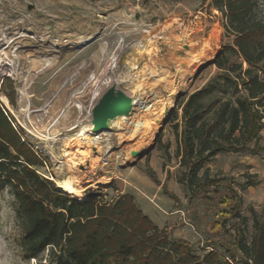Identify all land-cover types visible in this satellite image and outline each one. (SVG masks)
I'll return each instance as SVG.
<instances>
[{
  "label": "rangeland",
  "instance_id": "obj_1",
  "mask_svg": "<svg viewBox=\"0 0 264 264\" xmlns=\"http://www.w3.org/2000/svg\"><path fill=\"white\" fill-rule=\"evenodd\" d=\"M211 1L0 0V102L22 138L44 158L39 174L57 188L60 182L68 183L75 198L96 192L103 201H111L123 193L133 194L158 227L191 241L196 254L209 249L203 243L219 216L206 196L215 201L228 187L237 190L243 199L239 210L246 216L247 241L253 234V214L264 213V127L249 143L250 150L219 152L204 163L198 174L220 179L218 184L192 193L182 181L185 167L176 155L182 113L177 100H185L218 72L213 60L233 37L224 31V18ZM255 17L264 18V0H257ZM113 47L119 51L113 53ZM110 51L123 58L120 66L116 61L108 65L105 59ZM117 68L119 75L100 84L108 69ZM91 69L99 73L92 92L80 97L84 103L99 106L107 87L111 95L103 99L120 100L133 94L123 85L131 80L139 84L142 93L124 111L130 110L120 122V132L95 140L104 114H75V121L67 122L65 129L35 132V118L46 114L50 99L57 92V97L70 98L78 91L75 88L89 87ZM82 73L88 76L86 83L72 88V80ZM259 75L264 78V67ZM95 88L100 95L93 100ZM11 92L13 103L6 95ZM174 107L177 119L167 121ZM67 114L65 108L58 117L65 122ZM158 133L160 145L155 144ZM72 138L80 144H73ZM148 168L154 170L159 184L151 180ZM248 179L255 183L247 185ZM164 187L177 199L163 193ZM233 221L228 219L216 234L222 251L234 232ZM23 234V215L5 187L0 190V238L16 251L22 264H52L49 247L35 257L24 255Z\"/></svg>",
  "mask_w": 264,
  "mask_h": 264
},
{
  "label": "trees",
  "instance_id": "obj_2",
  "mask_svg": "<svg viewBox=\"0 0 264 264\" xmlns=\"http://www.w3.org/2000/svg\"><path fill=\"white\" fill-rule=\"evenodd\" d=\"M211 3L224 18V31L233 37L213 60L218 72L185 100H177L182 113L176 155L185 167L182 181L192 193L220 181L198 174L205 162L219 152L250 150L249 143L264 127V78L259 75L264 67V18L255 17L257 0ZM6 95L13 103L12 92ZM175 108L168 121L177 119ZM174 126L178 133L176 122ZM160 135L155 136L156 145L161 144ZM43 164L44 158L22 138L0 102V190L8 187L18 202L26 257L49 247L52 264H264V213L253 214V234L247 241L246 216L239 210L243 199L231 186L215 201L205 197L219 216L203 243L209 249L196 254L191 241L158 227L133 194L123 193L111 201H103L96 192L75 198L39 174ZM148 174L159 184L154 170L148 168ZM162 190L177 199L167 188ZM228 219L234 220V232L222 251L215 237Z\"/></svg>",
  "mask_w": 264,
  "mask_h": 264
},
{
  "label": "bare ground",
  "instance_id": "obj_3",
  "mask_svg": "<svg viewBox=\"0 0 264 264\" xmlns=\"http://www.w3.org/2000/svg\"><path fill=\"white\" fill-rule=\"evenodd\" d=\"M124 39H126V38H124ZM124 44V43H123ZM122 44V46H124ZM112 46H114V43H112V45H111V47ZM121 46V45H120ZM121 46V47H122ZM119 47H113V53L114 52H118L119 51V49H118ZM109 53H111V51L109 52ZM121 55H123V54H121ZM120 56V55H119ZM118 57V55L116 56L115 54L114 55H112V53H111V55H107V59H105L106 60V62H109V66H111V64L112 63H114L115 61H116V63L120 66V64H121V61L123 60V58H117ZM93 62H95V59L93 60ZM40 63V62H39ZM91 68V67H90ZM119 68V67H118ZM118 68H117V70H114V69H108L107 70V73L105 74V76L102 78V80H101V82H100V84H102V81L104 82L103 84H106V82L108 81V79H109V76H115V75H119V71H118ZM133 69V68H132ZM137 71V70H136ZM80 72V71H79ZM91 73V76H89L90 77V84H89V87H86V86H81V87H78V88H75L80 82H82L83 81V84H84V82H85V80H86V77H88V76H86V75H84L83 73H82V75H80V76H78V77H76V78H74L73 80H72V88H75L76 90H78V91H73L72 92V94H71V96H70V98H68V97H62V96H59V97H57L58 96V94H60V92H57L56 94H55V97L53 98V99H50V101H49V104H48V109H47V112H46V114L45 115H43L42 117H39V118H35V123H36V125H38L37 126V128H38V130H35V132H41L42 130L43 131H45L46 129H48V131L49 132H53V133H55L58 129H65L64 127V125L67 123V122H71V121H75V119H76V117H77V115H75V114H80L81 116H83V115H86V116H97V115H102V114H105V107H106V105L111 101V100H113L112 98L113 97H111V99H108V98H106V99H103V98H105V95H111V93H110V89H109V87H107L106 88V92L104 91V96L102 95L101 97H100V99H99V103H100V105L99 106H97V105H92L91 103L90 104H88V103H84V102H82L81 100H79L80 99V97L82 96V94H88V93H90V92H92V88L94 89V82L96 81V78H97V75H98V73H99V70L96 72V73H94L93 71H92V69L91 70H89L88 72H87V74L88 73ZM27 73H29V71L27 72ZM26 73V74H27ZM137 78V77H136ZM138 80V79H137ZM145 80V79H144ZM67 83V82H66ZM86 83V82H85ZM88 83H89V81H88ZM87 83V84H88ZM86 84V85H87ZM122 84H125L124 82H122ZM123 89H125V90H127V91H130V90H132L133 91V102H134V99H135V102L139 99V97H140V94L142 93V92H139V84L138 83H134V84H132V80L131 81H129L128 83H127V85L125 84V85H123V87H122ZM57 89V88H56ZM143 89V88H142ZM74 90V89H73ZM97 90V88H95V90H93V92H94V98H93V100L94 99H96V97H98L100 94L96 91ZM99 90H100V87H99ZM54 91V90H53ZM74 93H75V95H74ZM98 95V96H97ZM96 96V97H95ZM142 100V99H141ZM104 103V104H103ZM92 105V106H91ZM137 106V105H136ZM142 106H140V108H141ZM65 108H68V110H69V114H67V120L64 122V121H61L60 120V118L58 117V114H60V113H62V112H64V109ZM127 112V111H126ZM130 112V110L128 111V113ZM128 113H124V114H122L121 116H119V117H116L115 119H114V126L113 127H96L98 130H99V135H97L96 136V138H95V140H97V141H99V140H101L102 138H104L105 136H107V135H109V134H111V133H116V132H120V130H118L119 128H120V122H122V120H123V117H124V115L125 114H128ZM65 118V117H64ZM80 118V117H79ZM132 120V119H131ZM75 123V122H74ZM78 123V122H77ZM76 123V124H77ZM133 124V123H132ZM79 126H81V128H83L84 126H82V125H79ZM71 127V126H70ZM125 127V126H124ZM85 130V129H84ZM97 130V131H98ZM81 131H83V130H81ZM84 134V132L83 133H81L80 135H83ZM84 139H86L85 137H84ZM71 141H73L74 143L73 144H76V145H79L80 143L78 142V140L75 138H72L71 139ZM69 144V143H68ZM67 144V145H68ZM58 186L60 187V189H62V190H64V191H67V192H69V193H72V187L68 184V183H65V182H60V183H58ZM75 192V191H74ZM77 198H79V197H77Z\"/></svg>",
  "mask_w": 264,
  "mask_h": 264
},
{
  "label": "water",
  "instance_id": "obj_4",
  "mask_svg": "<svg viewBox=\"0 0 264 264\" xmlns=\"http://www.w3.org/2000/svg\"><path fill=\"white\" fill-rule=\"evenodd\" d=\"M132 106H133V94H126L125 96L121 97L120 100L119 99L111 100L105 107V114L100 120V125L106 128L113 127L114 119L116 117L121 116L124 113V111L131 109ZM135 154L136 153L133 152V155Z\"/></svg>",
  "mask_w": 264,
  "mask_h": 264
},
{
  "label": "clouds",
  "instance_id": "obj_5",
  "mask_svg": "<svg viewBox=\"0 0 264 264\" xmlns=\"http://www.w3.org/2000/svg\"><path fill=\"white\" fill-rule=\"evenodd\" d=\"M0 264H22L15 250L9 249L0 238Z\"/></svg>",
  "mask_w": 264,
  "mask_h": 264
}]
</instances>
